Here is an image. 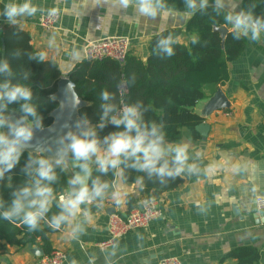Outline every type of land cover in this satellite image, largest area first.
Listing matches in <instances>:
<instances>
[{
	"label": "crops",
	"instance_id": "1",
	"mask_svg": "<svg viewBox=\"0 0 264 264\" xmlns=\"http://www.w3.org/2000/svg\"><path fill=\"white\" fill-rule=\"evenodd\" d=\"M8 2L0 0L4 5ZM233 2L238 5L236 11L242 10V0ZM164 3L161 13L171 9L172 14L149 18L138 15L134 6L121 8L115 0H31L38 9L33 16L18 17L15 24L6 19L4 22L28 31L31 43L44 59L57 62L62 76H69L85 60L88 40L126 36L132 42V54L146 60L154 36L184 28L200 9L188 15L185 0ZM215 5L216 0H209L207 6ZM54 8L61 12V18L54 29L43 30L36 18ZM225 9L229 10L227 4ZM185 37L180 42H185ZM246 38L241 56L229 63L228 80L215 88L208 86L207 97L195 105L194 111L203 122L195 131L185 128L181 141L172 143L188 145V163L196 170L185 171L182 184L157 199L164 216L102 248L101 244L111 238L110 216L129 214L128 197L134 196L139 206L144 199L152 198L142 193L140 182L116 178L112 185H123L120 204L112 198L116 188L109 187L103 200L81 206L89 210L87 217L80 214L71 225L50 233L53 251L67 254L65 264H158L167 257H177L181 264H236L225 257L240 246L258 248L260 264H264V224H255L252 216L259 210L256 197L264 195V34L256 42ZM121 89L128 91L126 85ZM219 90L227 97L229 107L212 106ZM199 126L204 127L203 132ZM74 163L69 164V180L70 169L77 168ZM209 165H214L215 171H209ZM95 166L91 165L92 170ZM77 224L80 229L73 231ZM45 254L41 238L25 247L0 241L1 264H39Z\"/></svg>",
	"mask_w": 264,
	"mask_h": 264
},
{
	"label": "trees",
	"instance_id": "2",
	"mask_svg": "<svg viewBox=\"0 0 264 264\" xmlns=\"http://www.w3.org/2000/svg\"><path fill=\"white\" fill-rule=\"evenodd\" d=\"M253 5L255 7H252ZM3 8L4 4L0 3V11ZM241 8L250 9L254 16L264 17V0H242ZM215 9L216 5L199 9L184 28L165 30L154 36L146 60L136 57L130 51L124 64L114 59L103 61L85 59L71 71L69 76L75 83L77 93L89 102L80 110V115L96 128L101 139L117 131L110 123H106L103 129L96 127L103 114L102 106L106 103L114 104L117 114L123 106L139 104L146 122L163 124L165 140L170 143L180 142L185 128L196 130L203 122V118L194 111L195 105L207 97L208 86L215 88L228 80L229 63L241 56L247 42L245 36L234 38L231 31L225 39L222 38L216 27L225 25L223 16L227 10L224 9L217 14ZM4 20L5 17L0 15V63H7L9 71L0 74V83L9 81L11 84H22L30 88L33 94L31 103L36 106L43 127L49 126L53 121L49 114L58 106L51 95L57 90V83L62 76L61 69L55 61L40 59V53L31 43L28 31L7 24ZM169 35L176 41L172 45L174 50L172 56H168L158 47L159 40ZM182 36H186L185 42H180ZM194 38L195 43L192 42ZM123 85L127 86V92L122 91ZM105 91L111 97L108 101L102 99V93ZM22 103L18 101L9 104L4 110L5 115L10 111L23 115L19 111ZM32 119L29 117V120ZM29 154L30 152H22L19 162L0 179V200L3 201L0 214L10 209L13 192L33 178L22 171L28 164ZM31 154L37 156L41 153ZM71 162H74L72 157ZM54 171L57 178L50 186L53 188L55 198L45 219L40 221L35 231H29L28 226L21 224L19 219L14 218L13 223L0 215V241L25 247L37 243V239L41 238L46 250L45 255L53 252L49 235L56 229L50 227L48 221L59 214L58 197L65 193L69 186L68 168L57 166L54 167ZM97 178L100 182H109L111 185L116 180L113 171L102 173L95 166L89 187ZM123 180L140 182L143 187L142 193L155 199L177 189L183 181L181 176L175 178L166 176L161 179L155 174L149 176L146 172L131 168L124 169ZM103 199L97 197L95 201ZM127 201L128 213L139 207L134 196H129ZM226 259L235 260L236 264H260L261 253L254 246H240L228 253Z\"/></svg>",
	"mask_w": 264,
	"mask_h": 264
},
{
	"label": "clouds",
	"instance_id": "3",
	"mask_svg": "<svg viewBox=\"0 0 264 264\" xmlns=\"http://www.w3.org/2000/svg\"><path fill=\"white\" fill-rule=\"evenodd\" d=\"M115 2L123 9L134 6L138 15L149 18H156L158 15L168 17L172 14L171 9L161 13L165 8L164 0H115ZM208 2L209 0H185L187 14L191 15L197 7L205 9ZM226 4L229 10L224 11L223 20L225 25L230 26L233 37L239 39L245 36L253 42L261 40L264 34V17L254 16L250 9L236 11L238 5L233 0H216L217 14L225 9ZM37 10V7L31 4V0H24L23 3L9 0L0 11V15L9 23L15 24L18 17L33 16ZM50 11L55 12V9ZM175 42L169 35L159 40L158 47L168 56H172L174 54L172 45ZM192 42H196L195 38ZM39 57L41 60L45 58L43 53H40ZM8 71V64L0 63V74ZM71 88L72 85L67 86L61 107L74 110L79 101L71 92ZM32 95L30 88L22 84H11L9 81L0 83V179L19 162L25 148L35 147V150L41 153L37 156L29 154L28 164L22 171L33 178L13 192L10 209L0 214L13 223L15 219H19L21 224L28 226L29 231H35L49 212L55 198L53 188L50 186L57 178L54 167L66 166L69 153L75 162L74 166L83 174L76 173L68 182L70 186L75 187H70L66 194L58 197L57 206L60 212L48 221L53 229H59L62 224L71 225L80 214L87 217L89 210L81 206L92 204L97 197L103 199L109 187L116 188L112 198L116 204L121 203L122 184L111 185L109 182H100L97 178L89 187L87 181L91 176L93 163L99 172L113 171L114 177L118 180L124 179L125 168L146 172L149 176L155 174L161 179L166 176L175 178L185 171L192 173L196 170L195 165L188 163V145L166 143L163 124L146 122L139 104L125 106L118 114L114 104H104L100 123L96 127L103 129L106 123H110L117 131L101 139L96 128L88 126L89 121L86 118L77 121L75 127L79 131H69L59 138L58 143L64 147L59 149L57 158L54 161L46 158L42 154L46 149L30 143L34 137V128L43 129L42 118L36 106L31 103ZM102 99L110 100V94L107 91L103 92ZM18 101L23 102L19 109L23 115L17 120H12L10 116L5 115L4 110L9 104ZM29 117L33 119L29 120ZM66 141L69 142L65 143ZM209 171H215V166L209 165ZM2 204L3 201L0 200V206ZM79 229L80 225L77 224L73 231Z\"/></svg>",
	"mask_w": 264,
	"mask_h": 264
},
{
	"label": "built area",
	"instance_id": "4",
	"mask_svg": "<svg viewBox=\"0 0 264 264\" xmlns=\"http://www.w3.org/2000/svg\"><path fill=\"white\" fill-rule=\"evenodd\" d=\"M54 9L55 12L48 10L36 18V24L43 30H52L58 24L61 18V12L56 8ZM131 47L132 42L126 36H105L88 40L85 45V59L89 61L114 59L124 64L130 54ZM255 202L259 210L264 209V195L257 196ZM163 216L164 211L159 201L149 197L144 199L139 207L131 210L126 217L120 214H112L108 223L111 238L103 242L101 247H109L114 244L116 239L121 238L135 229L145 228L154 219ZM66 260L67 254L61 250H56L51 254L40 257L39 264H65ZM158 264H181V261L177 257H167L161 259Z\"/></svg>",
	"mask_w": 264,
	"mask_h": 264
},
{
	"label": "water",
	"instance_id": "5",
	"mask_svg": "<svg viewBox=\"0 0 264 264\" xmlns=\"http://www.w3.org/2000/svg\"><path fill=\"white\" fill-rule=\"evenodd\" d=\"M222 38L225 39L227 34L230 32V29L227 26L216 27ZM68 85H72L71 92L75 94V98L79 101L77 107L72 110L67 107H61V101L64 99V93ZM51 98L57 101L58 106L50 112L49 116L53 119L52 123L49 126L43 127L41 130L40 128H34V137L33 140L30 142L33 146L39 145L40 147L46 149L43 152L45 156L51 160H55L57 158V153L60 148L64 147L63 144L58 143V140L61 136H64L69 131H79L75 125L77 121L83 120L82 116L80 115V110L86 107L89 102L84 100L79 96L76 91L75 83L72 81L70 76H62L57 83V90L54 94L51 95ZM212 106L217 108H224L229 107L230 103L228 102L227 97L223 94L221 90H219L215 96L212 98ZM6 116H10L12 120H17L20 118L21 114L19 112L10 111L6 114ZM88 126L92 125L89 123ZM87 127V126H85ZM203 126H199L198 129L201 132L204 131ZM66 141L65 143H68ZM23 152H30V153H38L35 150V147L32 148H25ZM71 162V153L68 154L66 159V166L69 168V164ZM93 171V170H92ZM91 171V175H92ZM81 172L80 169H70L71 178L76 175V173ZM91 176L88 179L87 183L89 185ZM75 187V186H70ZM253 219L255 224L260 225L264 224V209L257 210L252 213ZM42 254V252H41Z\"/></svg>",
	"mask_w": 264,
	"mask_h": 264
}]
</instances>
